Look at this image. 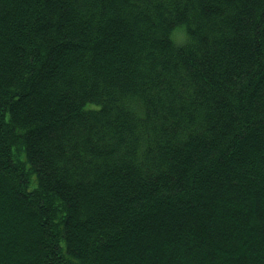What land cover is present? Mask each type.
Masks as SVG:
<instances>
[{"label":"trees","instance_id":"16d2710c","mask_svg":"<svg viewBox=\"0 0 264 264\" xmlns=\"http://www.w3.org/2000/svg\"><path fill=\"white\" fill-rule=\"evenodd\" d=\"M0 264H264V0H0Z\"/></svg>","mask_w":264,"mask_h":264}]
</instances>
